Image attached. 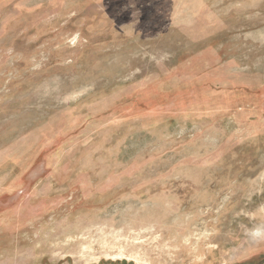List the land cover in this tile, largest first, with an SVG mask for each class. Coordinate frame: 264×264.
Returning a JSON list of instances; mask_svg holds the SVG:
<instances>
[{"label":"rangeland","instance_id":"obj_1","mask_svg":"<svg viewBox=\"0 0 264 264\" xmlns=\"http://www.w3.org/2000/svg\"><path fill=\"white\" fill-rule=\"evenodd\" d=\"M0 264H264V0H0Z\"/></svg>","mask_w":264,"mask_h":264}]
</instances>
